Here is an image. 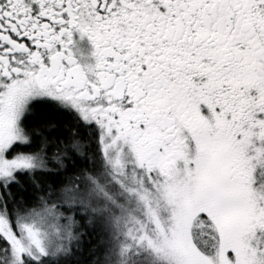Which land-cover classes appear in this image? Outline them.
Masks as SVG:
<instances>
[{
  "label": "snow or ice",
  "instance_id": "6c2138e0",
  "mask_svg": "<svg viewBox=\"0 0 264 264\" xmlns=\"http://www.w3.org/2000/svg\"><path fill=\"white\" fill-rule=\"evenodd\" d=\"M0 264H264V0H0Z\"/></svg>",
  "mask_w": 264,
  "mask_h": 264
}]
</instances>
